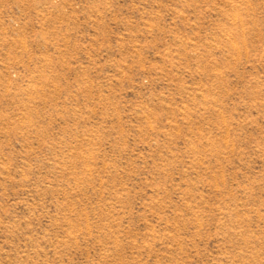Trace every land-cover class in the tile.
Masks as SVG:
<instances>
[{
  "label": "rangeland",
  "instance_id": "374dc122",
  "mask_svg": "<svg viewBox=\"0 0 264 264\" xmlns=\"http://www.w3.org/2000/svg\"><path fill=\"white\" fill-rule=\"evenodd\" d=\"M0 264H264V0H0Z\"/></svg>",
  "mask_w": 264,
  "mask_h": 264
}]
</instances>
